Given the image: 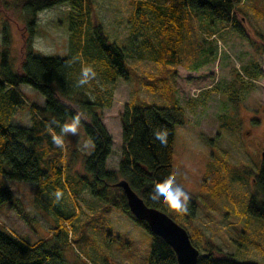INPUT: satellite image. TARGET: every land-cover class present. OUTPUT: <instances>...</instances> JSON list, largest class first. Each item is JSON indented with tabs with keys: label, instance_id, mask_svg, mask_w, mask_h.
Listing matches in <instances>:
<instances>
[{
	"label": "rangeland",
	"instance_id": "rangeland-1",
	"mask_svg": "<svg viewBox=\"0 0 264 264\" xmlns=\"http://www.w3.org/2000/svg\"><path fill=\"white\" fill-rule=\"evenodd\" d=\"M3 1L10 5H0V45L2 29L7 24L11 36L10 55L16 67L23 44L22 29L27 26V20L23 12L13 6V0ZM150 1L161 7L169 2ZM71 9L70 4L62 3L38 12L32 35L38 53L67 52ZM143 12L150 22H158L155 11L144 9ZM90 13L97 16L110 38L124 48L127 63L139 74L160 76L164 71L163 77L167 74L168 84L171 83L170 88L165 84L158 91H152L132 75L107 82L99 74L89 83L91 88L96 87L95 82L113 90L112 106L98 109L113 137L107 167L117 170L119 166L123 151L120 115L126 105L142 99L162 106L178 103L184 108V122L176 125L171 180L189 193L187 210L191 201L196 200L197 205L188 217L187 211L171 207L170 211L188 230L194 226L202 228L205 237L211 239L221 253L264 264V219L248 211L255 190L253 180L264 151V0H241L235 10L247 37L235 26L216 18L209 9L191 10L190 33L179 53L180 63L166 65L156 59L160 46L157 32L143 22L144 17L137 16L130 0H93ZM136 21L140 26L134 32ZM25 29L29 33V29ZM238 71L243 74L242 79ZM247 71L259 76L253 78ZM173 86L177 102L169 96L174 92ZM21 89L30 101L44 105L45 97L38 90L28 84H22ZM72 120L67 116L59 122ZM12 123L30 126L29 106L19 107ZM64 139L71 143L72 149H68L63 161V181L75 182L81 174L87 173L84 164L93 143L81 123L77 135L68 134ZM206 172L211 175L206 181V191L220 178L226 180V186L217 188L210 202L200 196L205 193L202 184ZM2 183L9 185L14 195L12 202L0 204V225L11 228L26 241L34 243L53 237L58 223L55 210L59 209L74 214L65 222L71 242L63 249L68 264H148L152 234L117 205H112L110 213L99 219L96 213L105 199L94 195L87 183L75 194L72 185L66 182L58 201L53 198L54 189L48 188L39 202L35 199L34 181L4 178ZM114 187L108 186V189ZM16 205L23 207L30 219L21 216ZM94 214L98 225L80 233L82 222ZM194 242L203 249L201 239Z\"/></svg>",
	"mask_w": 264,
	"mask_h": 264
},
{
	"label": "trees",
	"instance_id": "trees-1",
	"mask_svg": "<svg viewBox=\"0 0 264 264\" xmlns=\"http://www.w3.org/2000/svg\"><path fill=\"white\" fill-rule=\"evenodd\" d=\"M130 1L135 5L137 16L144 17L143 22L157 32L160 46L156 59L163 65L168 62L180 63L179 53L182 51L186 36L190 33L188 17L191 10L209 9L216 18L235 26L247 37L241 21L235 16V10L241 4V0H169L163 7L150 0ZM62 3H68L72 7L68 50L65 54H40L33 46L32 37L36 16L39 11ZM1 4L5 7L10 5L8 1L3 0H0ZM12 4L23 12L27 26L22 29L23 44L16 67L10 55V29L7 24L2 29L0 204L3 201L12 202L14 195L11 187L2 183L4 178L34 181L37 202L48 188L62 192L67 183H70L71 189L77 194L85 182L94 195L105 199L104 205L96 213L99 219L110 213L112 205H117L152 234L148 264H179L173 247L163 237L153 232L144 220L133 216L123 189L114 183L120 178H126L145 202L153 205L150 199L154 195V190L171 180L176 125L184 122V108L178 103L174 106H162L143 99L133 105H126L120 115L122 156L118 169H109L107 159L112 151L113 137L104 123L103 114L98 109L112 106L113 90L102 88L95 82H93L95 88H91L89 84L82 87L77 84L80 71L85 66L92 67L102 80L107 82H113L119 76L132 75L144 82L152 91H158L162 85L168 84V75L165 74L163 77L164 71L160 76L152 73L139 74L131 67L127 63L124 48L110 38L101 21L90 13L93 9V0H13ZM144 9L155 11L158 22H150L143 12ZM139 26L136 21L132 31H137ZM25 28L29 29L27 30L29 33H26ZM247 72L253 78L259 76L258 73ZM237 75L241 78L243 74L238 71ZM22 84H28L43 94L44 105L30 101L28 95L21 89ZM166 86L170 88L171 83ZM169 96L177 102L175 88ZM24 105L29 106L31 110L32 124L30 126L13 124L15 112ZM67 116L72 118L80 116V123L93 143V150L85 159L84 167L87 173L81 174L75 182L66 183L63 181V161L68 149H72L71 143L65 142V147L61 150L52 143L51 137L60 132V127L53 124V121H63ZM154 129H163L168 136L163 151H160L154 142ZM66 170L65 176L68 174ZM209 173H205V181L202 184L205 193L200 195L205 202L211 201V195L217 188L223 184L226 186V180L220 178L210 190L208 189L209 191H206L207 178L211 177ZM253 183L255 190L249 200L248 211L253 216L264 219V158ZM108 186L115 187L109 190ZM223 190L225 188L221 190L222 193ZM53 198L56 200L55 194ZM191 202L187 217L194 212L197 205L196 200ZM16 207L21 216L30 219L23 207L18 205ZM156 207L165 210L180 223L170 211V206L161 203ZM55 214L58 223L54 236L41 238L34 243L0 225V264H68L63 249L71 242L68 237L69 227L65 222L71 220L74 214H66L59 209L55 210ZM96 214L88 216L82 222L80 233H86L90 227L98 225L94 220ZM64 219L66 220L63 222ZM188 232L193 244L200 250L196 264H260L257 260L238 259L230 253H221L215 243L205 237L204 230L199 226L192 227ZM198 239L203 241V249L194 242Z\"/></svg>",
	"mask_w": 264,
	"mask_h": 264
},
{
	"label": "water",
	"instance_id": "water-1",
	"mask_svg": "<svg viewBox=\"0 0 264 264\" xmlns=\"http://www.w3.org/2000/svg\"><path fill=\"white\" fill-rule=\"evenodd\" d=\"M114 184L123 189L133 216L144 220L153 232L173 247L179 264L197 263L200 250L193 244L188 230L182 224L165 210L147 204L126 178H120Z\"/></svg>",
	"mask_w": 264,
	"mask_h": 264
},
{
	"label": "clouds",
	"instance_id": "clouds-1",
	"mask_svg": "<svg viewBox=\"0 0 264 264\" xmlns=\"http://www.w3.org/2000/svg\"><path fill=\"white\" fill-rule=\"evenodd\" d=\"M97 76L96 71L90 67H82L77 81L78 86L88 85L90 82L95 80ZM80 116H75L70 123L60 124L59 121H53V124H56L60 127L59 134H53L51 139L52 143L59 149L63 150L65 147L64 137L68 134L77 135L78 126L80 124ZM51 129V126H49ZM153 139L160 151H163L166 147L168 136L163 129H154L153 130ZM85 148L88 145H84ZM63 196V192L57 190L55 192L56 200H60ZM190 199L189 193L175 180H168L165 183L161 184L154 190V195L150 199V203L155 206H160L163 203L165 206H170L172 209L179 211H187V202Z\"/></svg>",
	"mask_w": 264,
	"mask_h": 264
}]
</instances>
